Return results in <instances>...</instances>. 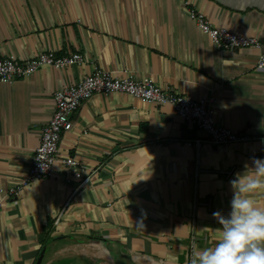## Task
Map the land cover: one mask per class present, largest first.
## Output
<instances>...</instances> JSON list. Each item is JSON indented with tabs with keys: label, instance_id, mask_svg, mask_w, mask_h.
<instances>
[{
	"label": "crops",
	"instance_id": "0c3cea01",
	"mask_svg": "<svg viewBox=\"0 0 264 264\" xmlns=\"http://www.w3.org/2000/svg\"><path fill=\"white\" fill-rule=\"evenodd\" d=\"M188 9L261 47L217 48ZM43 50L83 61L0 81V264H34L42 249L40 264H169L172 256L189 264L194 250L213 246L212 213L230 212L229 181L251 157L264 158V70L255 66L264 0H0V56L21 61ZM97 68L212 97L215 122L249 138L195 145L204 132L169 104L95 92L58 145V155L81 162L83 178H65L55 162L9 193L54 111V91ZM255 198L264 205V194Z\"/></svg>",
	"mask_w": 264,
	"mask_h": 264
},
{
	"label": "built area",
	"instance_id": "2783aa9c",
	"mask_svg": "<svg viewBox=\"0 0 264 264\" xmlns=\"http://www.w3.org/2000/svg\"><path fill=\"white\" fill-rule=\"evenodd\" d=\"M187 13L217 48L261 47V43L254 36L238 34L226 27L213 25L201 12L194 9H188ZM82 61V55L72 51H64L56 55L51 50H43L21 61L0 56V81H12L28 76L42 65L61 68L70 64H79ZM255 66L264 70L263 51L256 57ZM95 92H125L145 101L169 104L184 121L204 132V138L195 137L189 140L195 145L202 141L226 145L249 138L248 135L238 134L215 122L212 97L195 98L171 88H163L148 76L138 78L131 72L117 76L111 70L97 68L77 82L54 91V111L41 125L39 143L33 150L27 171L21 176L17 185L9 189V193L16 192L32 180L51 174L55 162L62 165L65 178H83L81 162L71 154L58 155V145L62 132L72 126L70 115L83 100ZM1 201L2 198H0V207Z\"/></svg>",
	"mask_w": 264,
	"mask_h": 264
},
{
	"label": "clouds",
	"instance_id": "9594fccd",
	"mask_svg": "<svg viewBox=\"0 0 264 264\" xmlns=\"http://www.w3.org/2000/svg\"><path fill=\"white\" fill-rule=\"evenodd\" d=\"M230 212L212 213L219 227L213 246L194 250L189 264H264V205L255 197L264 194V158L255 156L229 181ZM177 264V258H169Z\"/></svg>",
	"mask_w": 264,
	"mask_h": 264
},
{
	"label": "water",
	"instance_id": "95a60500",
	"mask_svg": "<svg viewBox=\"0 0 264 264\" xmlns=\"http://www.w3.org/2000/svg\"><path fill=\"white\" fill-rule=\"evenodd\" d=\"M43 253H44V249H42L37 257V259L35 260L34 264H40L42 257H43Z\"/></svg>",
	"mask_w": 264,
	"mask_h": 264
},
{
	"label": "trees",
	"instance_id": "16d2710c",
	"mask_svg": "<svg viewBox=\"0 0 264 264\" xmlns=\"http://www.w3.org/2000/svg\"><path fill=\"white\" fill-rule=\"evenodd\" d=\"M95 239H102V238L96 237ZM74 240L79 241L78 238H74ZM102 240H104V239H102ZM44 245H45V244H43V246H44Z\"/></svg>",
	"mask_w": 264,
	"mask_h": 264
}]
</instances>
